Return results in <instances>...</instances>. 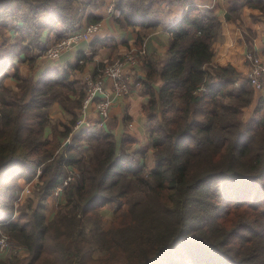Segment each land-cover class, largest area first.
Instances as JSON below:
<instances>
[{"label":"trees","instance_id":"16d2710c","mask_svg":"<svg viewBox=\"0 0 264 264\" xmlns=\"http://www.w3.org/2000/svg\"><path fill=\"white\" fill-rule=\"evenodd\" d=\"M102 1L0 0V19L10 17L18 34L0 53V223L26 249L0 264H264V102L258 98L243 121L253 89L247 81L235 86L231 65L210 66L220 23L209 9L188 4L167 29L159 90L145 85L154 159L148 173L129 156L124 137L81 131L62 151L56 140H41L46 109L60 95L58 74L22 80L20 96L3 87L12 59L40 49L44 30L59 40L78 27L75 3L95 9ZM238 2L252 19L264 20V0H233L226 19ZM114 3L121 28L160 24L150 0ZM83 137L96 141L87 159L80 154ZM39 166L38 202L16 216L19 180L31 181ZM66 167L76 173L64 188L65 203L46 220L44 205ZM109 204L115 218L104 228L99 211Z\"/></svg>","mask_w":264,"mask_h":264},{"label":"crops","instance_id":"0c3cea01","mask_svg":"<svg viewBox=\"0 0 264 264\" xmlns=\"http://www.w3.org/2000/svg\"><path fill=\"white\" fill-rule=\"evenodd\" d=\"M150 1L154 3V10L160 21L155 29L139 26L119 27L114 22L117 13L108 15L105 7L108 0H104L97 8L88 9L85 18V22L89 17L99 21L100 29L95 35L79 42L77 46L63 52L58 58L51 59L44 54V49L55 40V35L44 30L41 33L40 49L30 50L27 54L20 52L12 59V66L6 71L2 85L15 96L22 94L19 86L22 80L34 83L45 73H56L59 78H62L61 82L55 85L60 95H56L57 97L46 109L47 124L41 140H56L62 147L67 144V141L70 144L77 132L82 130L109 133L117 140L124 137L131 143L127 149L129 156L137 160L139 165L144 164L146 169L151 170L154 166V159L148 130L149 122L144 112V106L149 99V89L145 85L149 86L154 93L159 90L162 81L157 73L167 59L169 43L167 29L182 17L188 4L201 10L209 9L217 17L220 26L213 44L210 66L231 65L237 73V85L235 84V86L246 81L248 63L244 57L245 53L255 52L264 60V20L252 19L247 7L242 2H238L232 11L234 17L226 19L227 12L231 13L229 10L233 0ZM9 25L7 21H0L2 32L0 33V53L2 54H7L10 47L8 49L1 46V37L8 42L6 47L17 42V34ZM138 36L141 37V40L139 44H136ZM128 51L136 52L137 58L135 64L124 69V74L130 83L129 94L112 103L109 107L108 118L100 128L95 126L98 120L97 115L88 112L86 120L90 126L75 130L73 121H76L79 115L80 98L83 94V77L88 73H93L97 66L111 63ZM262 83V91L253 90V99L247 107L249 109L246 116H244L243 110V121H247L253 113L258 98L264 102V77ZM28 98L29 94L26 96L27 100ZM68 129L69 134L62 137L61 134ZM86 140H89L93 145L96 144L94 139L87 137ZM81 143H84L83 147L85 148L82 151L83 155H86L85 152L89 155L90 152L86 150L87 145L85 146L84 140ZM139 153H142V158ZM67 170L66 167L65 171ZM23 182L28 183L29 181L19 180V189L22 188ZM34 182L35 179L31 180L30 185L33 186ZM137 197L138 194H135V198ZM48 205L49 199L44 205L46 220H50L54 215V211L47 213ZM113 207L106 205L100 209L101 221H105V225H109L113 219L112 214L109 212L103 214V211H108V208Z\"/></svg>","mask_w":264,"mask_h":264},{"label":"built area","instance_id":"2783aa9c","mask_svg":"<svg viewBox=\"0 0 264 264\" xmlns=\"http://www.w3.org/2000/svg\"><path fill=\"white\" fill-rule=\"evenodd\" d=\"M106 12L110 16L117 13L114 3L106 8ZM99 29V22L87 23L80 29L77 27L61 39L53 41V43L44 49V53L48 58H58L63 52L77 46L79 42L95 35ZM244 57L248 63L246 81L254 91L260 92L263 90L264 60L255 52H247ZM133 62V56L127 53L121 58L114 60L110 65L104 67L99 66L95 68L93 73H88L84 76V93L79 107V115L74 126L75 130H81L83 127L90 126L89 122L86 120L89 109L93 110V113L98 117L95 126L100 128L103 125V120L108 116L110 105L119 98L129 94L130 86L123 76V69L127 64ZM201 90H204V88H201ZM67 168L65 179L61 184L53 188L48 198L49 204L54 208H57L62 202L64 188L72 181L76 173L74 168ZM39 173L40 171L37 170L36 177ZM31 187L30 182L24 183L17 193L14 204L30 194ZM1 224L2 223H0V261L8 262L12 258L25 255V247L11 239L7 233L2 231Z\"/></svg>","mask_w":264,"mask_h":264},{"label":"rangeland","instance_id":"374dc122","mask_svg":"<svg viewBox=\"0 0 264 264\" xmlns=\"http://www.w3.org/2000/svg\"><path fill=\"white\" fill-rule=\"evenodd\" d=\"M83 2L84 1H86V0H82ZM104 1V0H103ZM103 1L100 3V5L103 3ZM114 3V0H108V2H107V4H106V8L110 5V4H113ZM114 6H115V3H114ZM74 8L78 11V13H79V15L77 16L78 17V22H79V25H78V29H80V28H82V27H84L88 22H85V18L87 17V11H88V7H86V6H84V5H81V3H79V2H77V3H75L74 4ZM3 19V20H2ZM2 19H0V20H2L3 22H5V21H7L10 25L9 26H11L12 27V25H13V22L11 21V19H10V17H6V18H2ZM99 22V21H98ZM20 24V23H19ZM0 33H2L1 31H0ZM14 33L15 34H17L15 31H14ZM1 35V34H0ZM18 35V34H17ZM40 39H41V37H40ZM55 39V38H54ZM56 40V39H55ZM54 40V41H55ZM1 41H2V44H4V45H6V43H8L6 40H4V38L3 37H1ZM17 42H18V38H17ZM16 42V43H17ZM51 43H53V42H51ZM51 43H49L48 45H50ZM15 44V43H14ZM47 45V46H48ZM8 46V45H7ZM11 46H13V44L12 45H9L8 47H6V46H4V48H8L9 49V47H11ZM46 46V47H47ZM46 47H45V49H46ZM1 48V47H0ZM3 48V49H4ZM1 50V49H0ZM5 50V49H4ZM31 50H33V49H31ZM37 50V49H36ZM1 52V51H0ZM29 52V51H28ZM28 52H25V54H27ZM45 52V51H44ZM131 54L132 56H133V58H134V62L133 63H130V64H127L126 65V67H128V66H132L133 64H135V62H136V56H135V53L136 52H131V51H128V52H126L125 54ZM45 54V53H44ZM123 56V55H122ZM121 56V57H122ZM121 57H119V58H121ZM118 59V58H117ZM111 63H113V62H111ZM111 63H106V64H101L103 67L104 66H106V65H110ZM100 66V65H99ZM99 66H97V67H99ZM96 67V68H97ZM125 67V68H126ZM124 68V69H125ZM124 69H123V76L125 77V79H126V81H127V83L128 84H130L129 83V81L127 80V78H126V75L124 74ZM83 80H84V77H83ZM83 93H84V83H83ZM125 97V96H124ZM121 98H123V97H121ZM120 99V98H119ZM112 105V104H111ZM110 105V106H111ZM248 109L249 108H247L246 107V109L244 108V112H245V115L244 116H246L247 115V111H248ZM88 112H94L93 110H91V109H89L88 110ZM88 112H87V114H88ZM108 112H109V110H108ZM107 118H108V116H107ZM106 118V119H107ZM106 119H104L103 120V123L106 121ZM83 131V130H82ZM79 132H81V131H78L77 133H79ZM83 132H85V131H83ZM87 134H88V132H86ZM87 138H85V137H83V139L82 140H84V142H85V146L87 145V149L86 150H89V152L91 151L90 149H91V147H93V143H91V142H89V140H86ZM68 144H69V141H67V144H64V146L65 145H67L68 146ZM82 144V143H81ZM64 146H62V147H60V150L59 151H62L63 149H64ZM84 143L81 145V148H80V154L81 155H83V153H82V151L85 149L84 147ZM56 153V152H55ZM85 156H86V159L89 157V155H90V153H88L89 155H87V152H85ZM49 159H45V164H48L49 163ZM42 167V166H41ZM41 167L39 166L38 168H37V170H39L40 172H41ZM73 168V167H72ZM37 170H36V173H37ZM145 171L148 173L150 170H148V169H146L145 168ZM69 172V171H68ZM40 174V173H39ZM38 174V175H39ZM36 177V174H35V176L33 177V179H35V182H34V184H33V186L31 187V192H30V194H28L27 196H25L22 200H20V201H18L17 203H15L14 205V207H15V212H16V214L18 215V214H20V213H25V212H28L29 211V209H31V208H33L34 206H36V204H37V202H38V197H39V194H40V192H38L39 190H38V188L37 187H35V185H36V183L38 182V180H37V177ZM32 179V180H33ZM72 181H73V179H72ZM26 182V181H25ZM29 182H31V181H29ZM24 183V182H23ZM143 196V194L141 193V194H138V197L137 198H141ZM16 199V198H15ZM64 203H65V199H64V191H63V199H62V202L60 203V205L57 207V208H54L51 204H49L48 205V209H47V213H50V211H54V213H56V211L58 210V209H60V207L61 206H63L64 205ZM109 205H111L112 207H113V205L114 204H109ZM114 208H115V205H114V207L113 208H108V211H103V214H106V212H109L110 214H112L111 216H112V219H114L115 218V215H114ZM103 210V209H102ZM29 213V212H28ZM46 213V214H47ZM99 214H100V211H99ZM102 217V215L100 214V218ZM112 222V221H111ZM110 222V223H111ZM103 223H104V225H103ZM106 224V222L104 221V222H102L101 221V226L102 227H104V228H106L108 225H105ZM26 255V254H25ZM95 256H98V253H95ZM20 257H22V256H20ZM15 258H19V257H15ZM13 259V258H12Z\"/></svg>","mask_w":264,"mask_h":264}]
</instances>
